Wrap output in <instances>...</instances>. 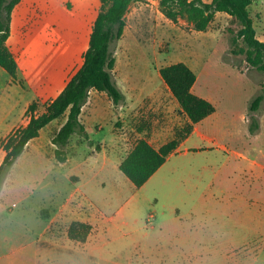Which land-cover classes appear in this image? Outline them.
<instances>
[{"label": "rangeland", "instance_id": "obj_1", "mask_svg": "<svg viewBox=\"0 0 264 264\" xmlns=\"http://www.w3.org/2000/svg\"><path fill=\"white\" fill-rule=\"evenodd\" d=\"M101 9L100 0H23L16 8L9 47L18 74L13 80L0 67V135L28 98L41 113L61 74L64 85L78 70ZM250 13L264 41V0ZM240 27L221 13L199 31L169 19L159 0L135 1L112 44L114 81L123 92L135 84L171 90L160 70L185 62L197 75L195 93L215 106L201 124L210 139L195 135L138 191L119 165L144 139L140 132L156 149L186 133L190 119L179 102L168 99L162 109L146 90L141 121L122 118L123 100L101 102L83 117L89 137L72 135L64 163L52 142L65 119L57 118L41 150H27L3 172L0 264H264V99L252 110L264 95V71L248 64L242 40L233 42ZM161 126L167 133L159 137ZM10 134L0 137V165ZM93 214L95 224L82 221ZM76 221L93 226L84 243L69 238Z\"/></svg>", "mask_w": 264, "mask_h": 264}, {"label": "trees", "instance_id": "obj_2", "mask_svg": "<svg viewBox=\"0 0 264 264\" xmlns=\"http://www.w3.org/2000/svg\"><path fill=\"white\" fill-rule=\"evenodd\" d=\"M22 0H0V67L13 80L18 74V62L9 48L7 41L11 35L13 12ZM102 9L98 13L91 32L89 47L84 54V61L77 72L67 82L63 91L40 115L34 114L36 105L31 104V117L25 127L18 128L3 141L5 158L0 165V184L22 156L27 144L40 136L41 130L55 119L68 112V118L57 134L52 138L55 155L58 161L68 160L67 146L73 134L89 137L87 128L81 121V113L87 103L90 91L95 89L106 92L115 104L124 99V94L113 78L117 59L112 50L114 41L122 38L126 28V16L130 6L137 0H100ZM164 14L173 21L185 18L199 31L206 30L217 12H224L241 25L233 42L242 40L245 47L246 61L252 67L264 71V41L257 37L254 19L250 7L257 0H159ZM160 74L179 102L182 110L188 115L190 123L186 133L175 138L159 149L146 139H140L135 147L121 161L119 169L140 188L167 161L170 155L177 152L180 143L194 130V125L203 121L215 111L214 104L192 89L196 83V73L185 63L178 62L160 70ZM264 95L255 98L252 110H256ZM4 174V175H5ZM5 175V176H6ZM93 230L87 222H73L68 230L69 238L86 242Z\"/></svg>", "mask_w": 264, "mask_h": 264}, {"label": "crops", "instance_id": "obj_3", "mask_svg": "<svg viewBox=\"0 0 264 264\" xmlns=\"http://www.w3.org/2000/svg\"><path fill=\"white\" fill-rule=\"evenodd\" d=\"M23 1V0H22ZM21 1V2H22ZM206 2H211L212 0H204ZM21 2L16 6V8L21 4ZM16 8L14 9V12H13V17H12V24H11V28H12V25H13V19H14V16H15V10ZM221 13H224V12H217L216 15L218 14H221ZM12 34V33H11ZM11 39V35L7 41V44L9 46V41ZM10 48V47H9ZM23 49L21 50L22 52L25 50L26 48V44L22 47ZM11 49V48H10ZM12 51V50H11ZM13 52V51H12ZM14 54V52H13ZM15 56V54H14ZM16 57V56H15ZM17 59V58H16ZM18 62V61H17ZM82 64H83V61H82ZM81 64V65H82ZM81 67V66H80ZM79 67V68H80ZM78 68V69H79ZM77 72V71H76ZM75 72V73H76ZM65 73L66 72H63L61 74V77H59V82H57V84H55L54 87H50L48 92L49 94L51 95L52 93H54V98L51 99V101L45 106V110L42 111L41 113L35 111L34 114L36 115H40L42 113H44L46 111V107L55 99L57 98V96L63 91V89L65 88L67 82L71 79H69L64 85H61L62 83V80H63V74L65 76ZM74 73V74H75ZM73 74V75H74ZM72 75V76H73ZM71 76V77H72ZM149 88V89H148ZM58 90V91H57ZM146 90H149L151 91L152 93L150 94V98H152V100L154 99V102H160V107H165L164 104L165 102L169 99L171 100L172 102L175 103V106L178 107V101H176L174 95L172 94V91L171 90H167V88L165 89L164 86H159V88H150V87H146L145 85H141V84H135L133 86H129L128 88H126L123 92L124 94V99H123V105H122V118L125 117L126 120H140V118H142L144 116V113H145V110H144V102H145V99L146 101H150L149 99V96L145 95V91ZM159 91H161V93H158ZM192 91L195 93V85L193 86V89ZM196 94V93H195ZM33 95V94H32ZM198 95V94H196ZM148 97V98H147ZM203 97V96H201ZM33 96H31L30 98H28V100H26V102L21 105V109L19 111V115L18 117L8 126L7 128V131L4 135H0V137H3L7 134H10L11 132L17 130L18 128H21V127H25L28 123H29V120H30V117H31V114L26 116L25 117V120L22 121V118L24 116V114L29 110V107L32 103H34V100H32ZM175 98V99H174ZM206 99H208V97H204ZM209 100V99H208ZM107 101V102H106ZM101 102H106V105L111 103L112 100L111 98L108 96V94L106 92H99L95 89H92L90 91V96H89V99L87 101V103L84 105L83 109H82V113H81V121L82 123H84V115L87 113V112H90V111H93L94 108H96L97 106H100V103ZM162 107V109H164ZM146 111H147V108H145ZM28 113V112H27ZM88 114V113H87ZM212 115V114H211ZM210 115V116H211ZM65 117L64 119V122L63 124L66 122L67 118H68V112H66L64 115H62ZM208 116V117H210ZM205 118L203 121L205 122L206 119ZM124 119V118H123ZM147 119V118H146ZM56 120V119H55ZM141 121V120H140ZM203 121L199 122V123H196L195 126H194V130L192 131V133L184 140L180 143L179 147H178V150L177 151H180V148L187 144L188 142L191 141V139H193V137L196 135L197 136V140H207V139H210V137L203 131L201 130V124L203 123ZM53 122V121H52ZM149 122V120L147 121ZM85 124V123H84ZM200 124V127H197L196 125H199ZM49 125V124H48ZM47 125V126H48ZM203 125V124H202ZM46 126V127H47ZM44 127L41 132H40V136L37 137V138H34L32 139L26 146L25 148V151L24 153L29 150V149H34L35 151H40L41 150V146H39V144H41L40 142V138L42 136V133L44 131V129L46 128ZM61 128V126L56 130L57 132L59 131V129ZM162 129H160L158 131V135L159 137L163 134H165V131L167 133V130H165V127L161 126ZM56 131L53 132V134H57ZM147 130L144 131V132H140L138 133L137 137L139 138H144V139H147L148 138V135H147ZM54 135V136H55ZM152 143V142H151ZM155 146V145H154ZM162 146V144H161ZM160 146V147H161ZM156 147V146H155ZM159 148V147H158ZM191 149H198V147H192V148H187L185 153H189ZM23 153V154H24ZM22 154V155H23ZM69 159V158H68ZM0 161H1V157H0ZM163 166V165H162ZM153 177V176H152ZM152 177L140 188H138V191L140 189H142L145 185H147L149 183V181L152 179ZM97 217H95V214H93V216L91 218H88V219H85V220H82V221H90L92 224H95L96 222H98V220H96Z\"/></svg>", "mask_w": 264, "mask_h": 264}]
</instances>
